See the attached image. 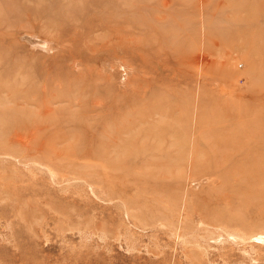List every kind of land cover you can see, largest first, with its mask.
I'll list each match as a JSON object with an SVG mask.
<instances>
[{
  "label": "rangeland",
  "instance_id": "obj_1",
  "mask_svg": "<svg viewBox=\"0 0 264 264\" xmlns=\"http://www.w3.org/2000/svg\"><path fill=\"white\" fill-rule=\"evenodd\" d=\"M0 264H264V0H0Z\"/></svg>",
  "mask_w": 264,
  "mask_h": 264
}]
</instances>
